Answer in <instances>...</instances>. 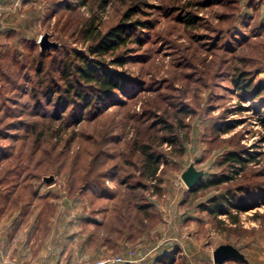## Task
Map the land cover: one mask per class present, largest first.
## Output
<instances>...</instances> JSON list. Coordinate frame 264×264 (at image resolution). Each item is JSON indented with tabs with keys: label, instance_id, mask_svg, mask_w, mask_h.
<instances>
[{
	"label": "rangeland",
	"instance_id": "rangeland-1",
	"mask_svg": "<svg viewBox=\"0 0 264 264\" xmlns=\"http://www.w3.org/2000/svg\"><path fill=\"white\" fill-rule=\"evenodd\" d=\"M0 3V197L76 199L105 224L95 231L104 256L153 259L172 241L184 251L170 264L219 246L239 259L226 264H264V89L251 97L264 88V0ZM116 28L124 41L92 53ZM83 55L129 76V97L116 91L124 101L75 122L70 103L50 119L54 102L41 92L63 89L60 69L75 73ZM85 85L91 95L96 85ZM144 146L159 157L156 177ZM194 170L202 178L191 190L183 175ZM221 203L228 214L210 210Z\"/></svg>",
	"mask_w": 264,
	"mask_h": 264
},
{
	"label": "crops",
	"instance_id": "crops-1",
	"mask_svg": "<svg viewBox=\"0 0 264 264\" xmlns=\"http://www.w3.org/2000/svg\"><path fill=\"white\" fill-rule=\"evenodd\" d=\"M42 201L48 206L42 208L39 205ZM75 208L81 211H73ZM87 209L78 207L77 200H72L68 195L41 193L32 198L17 194L0 197V264H76L80 260H93L107 255L106 245L101 243L98 246L95 233L103 222L96 215L89 216ZM175 250L176 258H179V254L183 255V248L172 241L159 248V252L164 253ZM189 251L191 255L187 254L188 259H184V264L239 261L238 257L231 256L216 262L214 251L206 254H197L190 248ZM134 258L139 261L138 264H149L145 263L150 259L147 253ZM242 262L250 264L246 260Z\"/></svg>",
	"mask_w": 264,
	"mask_h": 264
},
{
	"label": "trees",
	"instance_id": "trees-1",
	"mask_svg": "<svg viewBox=\"0 0 264 264\" xmlns=\"http://www.w3.org/2000/svg\"><path fill=\"white\" fill-rule=\"evenodd\" d=\"M129 16V14L127 15ZM129 17L127 18V20ZM264 19V18H262ZM264 21V20H263ZM126 23H124L125 25ZM122 29L116 28L110 33V37H105L99 39L98 43L91 49V52L97 55H100L102 53H107L110 50L115 49L117 46L121 44L122 41H124V38L121 36ZM92 39L98 40L96 38ZM101 40V41H100ZM81 63L78 64V66L74 67L75 73L70 72V68H67L66 66H62L60 69V72L62 74V78L66 81L67 85L63 89H57L53 88L56 87V85H49L47 86V89L43 92H41V95H44L47 100L50 102H54L55 106V112H52L49 110L47 115L50 117V119L53 117V114L57 117H59L61 114L60 112L63 111V109H66L65 107L68 106V104L72 103L74 110L71 113V120L73 122L78 121V118H80L84 112L85 109L91 107L97 108L98 107H104V105L108 104L109 102H115V101H124L121 100V94L116 91H120V93H125L124 97H129L130 93L128 90H130V87L127 88L128 83L132 80L129 76H126L116 70H112L110 68H107L105 64L101 61L93 60L91 58H88L87 56L80 57ZM66 64V63H65ZM71 75L73 77H71ZM244 76V75H243ZM242 77V75H241ZM242 80V78H240ZM238 80L237 83L241 84L243 81ZM89 82H93L96 85V88H93L94 92L89 95L87 92V86L85 83L89 84ZM246 83H250L251 80L247 81ZM57 89V90H56ZM89 89V88H88ZM263 84L260 83V86L255 90L254 95L251 96L252 98L256 99L259 96L262 95L263 92ZM86 91V92H85ZM59 93L57 94L56 98L54 99L52 97L53 93ZM121 97V98H120ZM42 101V100H40ZM39 108L41 107V104L38 105ZM92 111V110H91ZM78 114L77 117H75ZM147 146L143 147L142 153L145 156V162L147 163V177H156L157 174L160 171V160L159 157L155 155V153L150 152ZM227 159L230 161H234L235 163H244L245 159L242 157L241 154L231 152L227 155ZM229 178L227 176H221L216 177L213 180H210L209 182H204V187L210 186V185H219L221 183H224L228 181ZM202 182V181H201ZM138 184V183H137ZM102 186H98L97 188L101 189ZM90 190V187H88ZM22 188V185H17L12 187L10 189V192L19 191ZM99 189V190H100ZM195 189V188H193ZM191 189V190H193ZM98 191V190H96ZM15 193H10L8 195H13ZM20 195V194H17ZM39 195V192H36L32 195V197H36ZM97 196L99 194H96ZM24 197L23 195H20ZM100 197H115V194H107V192L99 195ZM117 196V195H116ZM111 198V199H112ZM110 200L109 198H106ZM223 203H221L218 207H216L215 211L210 209L212 212H216L218 214L227 213V210H224ZM106 211V209L102 210ZM104 224V222L102 223ZM105 225V224H104ZM176 250L172 253L167 252H159V254L153 258L151 261H145V263L149 264H170L173 262V259L175 257ZM128 264H138V262L135 263H128Z\"/></svg>",
	"mask_w": 264,
	"mask_h": 264
},
{
	"label": "water",
	"instance_id": "water-1",
	"mask_svg": "<svg viewBox=\"0 0 264 264\" xmlns=\"http://www.w3.org/2000/svg\"><path fill=\"white\" fill-rule=\"evenodd\" d=\"M201 178H202V174L197 170L186 172L183 175V179L185 180V182L190 188L194 186ZM213 255H214L216 262H221L228 257L235 256V254H233V251L229 249L228 247L219 248L218 250H215L213 252Z\"/></svg>",
	"mask_w": 264,
	"mask_h": 264
},
{
	"label": "built area",
	"instance_id": "built-area-1",
	"mask_svg": "<svg viewBox=\"0 0 264 264\" xmlns=\"http://www.w3.org/2000/svg\"><path fill=\"white\" fill-rule=\"evenodd\" d=\"M3 6L0 3V18L2 16ZM138 260L133 258L132 256H123V255H109V256H101L99 258L93 260H80L76 264H128L135 263Z\"/></svg>",
	"mask_w": 264,
	"mask_h": 264
}]
</instances>
